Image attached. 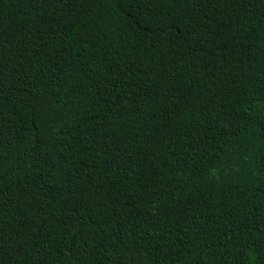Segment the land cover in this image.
<instances>
[{"label": "trees", "instance_id": "16d2710c", "mask_svg": "<svg viewBox=\"0 0 264 264\" xmlns=\"http://www.w3.org/2000/svg\"><path fill=\"white\" fill-rule=\"evenodd\" d=\"M0 264H264V0H0Z\"/></svg>", "mask_w": 264, "mask_h": 264}]
</instances>
